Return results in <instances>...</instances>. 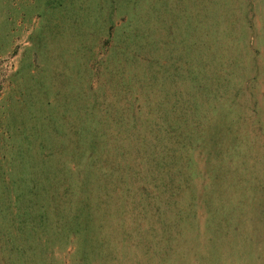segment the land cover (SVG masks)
<instances>
[{"label": "rangeland", "instance_id": "rangeland-1", "mask_svg": "<svg viewBox=\"0 0 264 264\" xmlns=\"http://www.w3.org/2000/svg\"><path fill=\"white\" fill-rule=\"evenodd\" d=\"M0 264H264V0H0Z\"/></svg>", "mask_w": 264, "mask_h": 264}, {"label": "trees", "instance_id": "trees-1", "mask_svg": "<svg viewBox=\"0 0 264 264\" xmlns=\"http://www.w3.org/2000/svg\"><path fill=\"white\" fill-rule=\"evenodd\" d=\"M182 187H184V186L182 185ZM182 187H181V189H183ZM231 202H232V201H230L229 203H231ZM230 220H232V218H230ZM230 220H229V221H230ZM230 223H232V221H230ZM156 242H157V240L154 241V244H156ZM146 247L148 248L147 245H146ZM146 251H147V250H146ZM154 257H156V256H153V258H154ZM161 260H162V262H163V259H161Z\"/></svg>", "mask_w": 264, "mask_h": 264}]
</instances>
